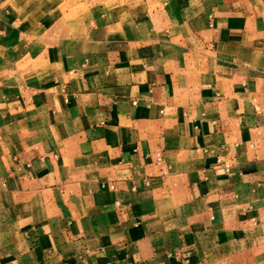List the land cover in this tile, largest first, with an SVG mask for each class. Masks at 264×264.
Listing matches in <instances>:
<instances>
[{"label": "crops", "instance_id": "obj_1", "mask_svg": "<svg viewBox=\"0 0 264 264\" xmlns=\"http://www.w3.org/2000/svg\"><path fill=\"white\" fill-rule=\"evenodd\" d=\"M90 1L0 0V264H264V0Z\"/></svg>", "mask_w": 264, "mask_h": 264}, {"label": "rangeland", "instance_id": "obj_2", "mask_svg": "<svg viewBox=\"0 0 264 264\" xmlns=\"http://www.w3.org/2000/svg\"><path fill=\"white\" fill-rule=\"evenodd\" d=\"M90 2H96L100 6L107 5L108 7H116L122 11L131 12H140V9H147V7L153 9L156 5L155 0H91ZM262 196V199L264 200V193ZM262 209L264 211V205L262 206Z\"/></svg>", "mask_w": 264, "mask_h": 264}, {"label": "built area", "instance_id": "obj_3", "mask_svg": "<svg viewBox=\"0 0 264 264\" xmlns=\"http://www.w3.org/2000/svg\"><path fill=\"white\" fill-rule=\"evenodd\" d=\"M224 167L226 171H229L231 165L228 162H226Z\"/></svg>", "mask_w": 264, "mask_h": 264}]
</instances>
